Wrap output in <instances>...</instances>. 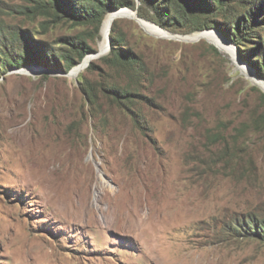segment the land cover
<instances>
[{"label":"rangeland","instance_id":"rangeland-1","mask_svg":"<svg viewBox=\"0 0 264 264\" xmlns=\"http://www.w3.org/2000/svg\"><path fill=\"white\" fill-rule=\"evenodd\" d=\"M33 6L0 0V264H264V92L244 48L219 25L232 55L118 19L135 76L103 62L102 23ZM74 40L95 55L71 78L57 55ZM25 42L36 63L3 67Z\"/></svg>","mask_w":264,"mask_h":264},{"label":"trees","instance_id":"trees-1","mask_svg":"<svg viewBox=\"0 0 264 264\" xmlns=\"http://www.w3.org/2000/svg\"><path fill=\"white\" fill-rule=\"evenodd\" d=\"M28 1L34 4L33 11H41L60 18L64 17L60 14L62 11L65 16L71 18L75 23H91L96 33L99 31L107 13L125 7L131 10L136 9L138 18L154 23L173 33L182 32L181 34L186 35L219 25L223 27L227 38L237 48H244V58L254 68L256 76L264 80V0H138L140 2L138 7H136L133 0H125L124 2L81 0L79 3L71 0ZM216 19L220 20L221 23H216ZM116 25V23L112 25L109 34L111 39L110 49L103 62L106 63L109 60L115 66L126 67L129 71L134 72L135 76H144L148 72L145 64L139 62L134 56L123 53L122 48L116 43L122 42ZM252 35H254L257 42L254 47H248V45L253 44L251 43ZM13 40L15 43L16 39ZM25 44L24 53L21 49L15 58L7 55V59L3 61V67H20L36 63L37 59L27 51V42ZM67 49L69 51L56 50L60 51L57 56L65 62L66 72L79 65L88 54L95 52L92 47L81 40L71 41ZM46 52L51 58H53V55L56 56L54 50L51 53ZM51 63H55L57 68L60 67L55 58L51 60ZM92 68L93 65L89 64L87 71H91ZM119 92L128 98L125 93ZM83 94L93 102L94 95L87 85L83 89ZM127 100L129 102V99ZM261 101L264 104V95H261ZM259 125H262L264 130V112L260 116ZM253 226L252 232L255 236L264 235L263 223L257 224L253 221Z\"/></svg>","mask_w":264,"mask_h":264},{"label":"bare ground","instance_id":"bare-ground-1","mask_svg":"<svg viewBox=\"0 0 264 264\" xmlns=\"http://www.w3.org/2000/svg\"><path fill=\"white\" fill-rule=\"evenodd\" d=\"M123 18L134 20L135 22H137L139 27L144 32H146L147 34H149L155 38H164V39H172V40L176 39V40L181 41V42L182 41L194 42V41L205 40V41H208V42L212 43L213 45H215L218 49L225 51L227 54L232 55V49L222 39L218 38V36L213 31L205 30V31H201L199 33L193 34V35H188V36H173L172 34L165 32V30L164 31L161 30L160 27L155 26L153 23H150L149 21L138 18V16L133 11H131L127 8H122V9H119L117 11L112 10L109 13H107V15L105 16V18L102 22V26H101V30H100L101 35H102V41L99 43V47H98V51L100 52V54L99 53L98 54L100 56L107 53V38L110 34V31H111V28H112L114 21L118 20V19H123ZM93 55H95V54L87 55L84 58L82 63L77 65L75 68H73L69 77L73 78L78 73L83 71L86 68L88 62H90L91 60L94 59ZM238 66H240V65H238ZM240 69L243 72V75L253 85L259 87L264 92V80L256 79V77H254L253 74L250 73L249 70L242 65L240 66ZM32 71L33 70H27L26 72L32 73ZM36 72H38V71H36ZM36 72L33 71L34 74ZM73 156H74L73 159L76 163V166L87 168V165L82 163V151L73 153ZM153 194H154V192L151 194V196H149L150 199H152L151 197L153 196ZM102 198H104V197H102ZM117 206H119V205H117Z\"/></svg>","mask_w":264,"mask_h":264},{"label":"water","instance_id":"water-1","mask_svg":"<svg viewBox=\"0 0 264 264\" xmlns=\"http://www.w3.org/2000/svg\"><path fill=\"white\" fill-rule=\"evenodd\" d=\"M114 11H117V10H114ZM135 14H136V11H133ZM137 15V14H136ZM161 29V28H160ZM110 43H111V39H110V37L108 36V38H107V52L109 51V49H110ZM84 60V59H83ZM83 62V61H82ZM81 62V63H82ZM90 64V62H88V64H87V66L86 67H88V65ZM72 72V71H71ZM70 75V74H69ZM78 75V74H77ZM76 75V76H77Z\"/></svg>","mask_w":264,"mask_h":264}]
</instances>
